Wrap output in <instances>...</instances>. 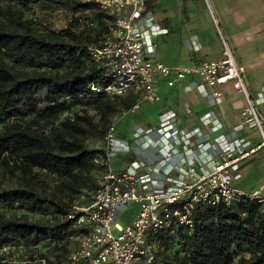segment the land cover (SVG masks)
<instances>
[{"label": "trees", "instance_id": "16d2710c", "mask_svg": "<svg viewBox=\"0 0 264 264\" xmlns=\"http://www.w3.org/2000/svg\"><path fill=\"white\" fill-rule=\"evenodd\" d=\"M39 1L0 0V125L17 119L23 108L34 106V90L41 91V101L51 106L47 113L57 120L47 134L18 121L5 124L0 132V162H12L20 172L17 187L0 189V247L42 245L52 258L49 264H61L71 249L61 241L73 233V227L56 215H64L76 201L88 202L99 175L92 163L96 151L80 136L101 138L122 105L128 110L135 99L122 101L89 90L101 75L87 49L104 37L110 20L96 8L93 28L77 32L78 20L73 19L64 30L45 38L25 16ZM143 5L145 15L157 0H143ZM94 6L93 1L71 2L74 12ZM69 103L97 110L101 129L78 114L60 118L70 109ZM34 169L54 177L56 189L68 204L36 189ZM15 210L52 216L33 222L25 215L16 216ZM150 240L161 248L158 264H264V214L259 204L248 200L230 207L223 202L199 204L193 211L191 230L177 226L176 237L163 232Z\"/></svg>", "mask_w": 264, "mask_h": 264}, {"label": "built area", "instance_id": "2783aa9c", "mask_svg": "<svg viewBox=\"0 0 264 264\" xmlns=\"http://www.w3.org/2000/svg\"><path fill=\"white\" fill-rule=\"evenodd\" d=\"M96 3L98 11L110 21L104 37L87 49L101 75L90 84L92 93L110 98L137 97L129 110L135 112L141 103L160 101L157 77L164 78L168 87L180 85L187 78H195L210 89L230 84L245 98L246 108L241 112V122L253 126L260 142L235 157L220 154L207 172L199 173L198 163L190 161L186 169L177 172V179L172 180L171 185L158 190L159 180L154 174L161 173L166 178L175 171L174 167L164 164L173 151L171 142L179 139L174 124L165 122L153 130L135 128L132 135L136 145L142 149L157 147L159 160L163 161L161 165L149 168V175L143 176L138 174L137 168L121 172L111 168L114 153L129 150L127 143L115 134V124L120 116H113L106 133L93 146L96 154L92 163L99 169V175L89 201H76L64 215H56L73 227V233L61 241L71 248L61 264H158L161 248L150 239L163 232L176 237L177 226L191 230L193 211L199 204L214 206L223 202L230 207L248 200L259 204L264 214L262 196L244 193L231 186L230 174L237 170L240 161L264 151V114L258 111L245 79V67L236 61L227 40L220 36L221 60L169 67L152 58V37L166 33V30L144 20L143 0H96ZM101 80L106 83H100ZM212 95L222 96L221 92H213ZM133 204L138 206L137 212L129 222L120 224L118 216ZM21 249L19 245L0 247V263L52 262V258L46 256L47 247L43 254L37 255L34 254L36 247H30L31 255L24 261L17 259Z\"/></svg>", "mask_w": 264, "mask_h": 264}, {"label": "crops", "instance_id": "0c3cea01", "mask_svg": "<svg viewBox=\"0 0 264 264\" xmlns=\"http://www.w3.org/2000/svg\"><path fill=\"white\" fill-rule=\"evenodd\" d=\"M142 15L156 28L166 30L152 37L151 55L169 67L221 60L220 36L227 40L236 61L245 67V79L257 109L264 114V0H157L156 7ZM155 50L162 53V61L157 59ZM156 86L160 101L141 103L133 113L145 107L150 112L147 114L157 116L158 124L153 128L135 125L132 134L136 127L153 130L165 122L174 124L179 139L171 142L173 151L164 164L174 167L175 171L166 178L161 173L154 174L159 180L158 190L171 185L177 179V172L186 169L190 161L197 162L198 172L203 173L211 169L220 154L235 157L259 144L260 138L253 126L241 122L245 98L230 84L210 89L195 78H187L180 85L168 87L164 78L157 77ZM213 92H221L222 96L214 97ZM131 98L137 97H120ZM117 137L127 143L129 150H119L112 156L118 166L117 170L113 169L115 172L137 168L138 174L145 176L149 175V168L163 163L157 147L142 149L134 142L133 135L132 146ZM230 179L234 189L258 193L264 198V151L240 161Z\"/></svg>", "mask_w": 264, "mask_h": 264}, {"label": "rangeland", "instance_id": "374dc122", "mask_svg": "<svg viewBox=\"0 0 264 264\" xmlns=\"http://www.w3.org/2000/svg\"><path fill=\"white\" fill-rule=\"evenodd\" d=\"M91 1L96 2V0H79L80 3H88ZM71 2L72 0H40L38 3L32 5V9L26 12L25 16L31 20L33 29L45 38L52 37L59 31L64 30L73 19L78 20V22L75 23V29L77 32L81 30L86 31L89 27L91 28L93 24L92 22H94V14L96 13L97 7L94 6L89 11L82 10L74 12L71 8ZM156 57L158 60L162 61V53L159 51L156 52ZM32 98L34 106L23 108L21 111L22 115H19L15 120L14 118L5 120L4 123L0 125V132L5 124L18 121L19 123L21 122L23 127L31 128L33 131L37 132L48 133L51 126L57 123V120L51 116L52 114L47 113V111L50 112L51 106H48L46 103L41 101L40 90H34ZM121 100L123 101V99ZM69 104L70 109L64 111L60 118L67 115L73 117L74 114H78L80 117L89 118L93 124L98 125L97 128L99 130L101 129L100 115L97 110L78 104ZM126 111L127 109L122 105L121 111L117 114L120 117L115 124V134L124 141H129L130 146H132V131L135 125L153 128L157 126L158 121L155 114H147L150 112H146L145 107H141L137 113L128 112L125 114ZM80 139L83 140L86 146L93 148L100 137L99 135H88L84 137L80 136ZM120 158H123V156ZM110 165L112 169L117 170V161H113L112 159ZM34 172L37 175V179L34 180L36 189H38L41 194L47 198H55L56 201L59 200L63 205L68 204L69 200L63 197V193H60L58 189H56L54 177L44 171L36 169H34ZM19 173V171L15 170L12 162H0V189H11L17 187ZM232 182L234 181L232 180ZM137 210L138 206L133 204L127 209V211L118 216V222L122 225L126 224L135 215ZM12 213H15L16 216L25 215L29 221L33 222L39 220L43 221L45 216L46 218H51L52 216L49 214L42 215L41 213H30L21 210H15ZM19 247L23 249H21L22 253L17 259L19 261H24L29 258L31 252L21 245H19ZM44 251L45 248L42 247V245H39L36 247V252L34 254H43Z\"/></svg>", "mask_w": 264, "mask_h": 264}]
</instances>
